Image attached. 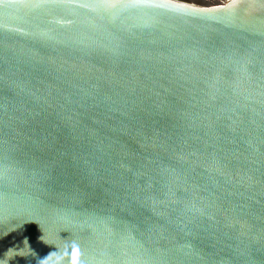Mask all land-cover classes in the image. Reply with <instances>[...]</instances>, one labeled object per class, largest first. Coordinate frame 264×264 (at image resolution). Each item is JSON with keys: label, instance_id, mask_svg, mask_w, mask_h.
Wrapping results in <instances>:
<instances>
[{"label": "water", "instance_id": "water-1", "mask_svg": "<svg viewBox=\"0 0 264 264\" xmlns=\"http://www.w3.org/2000/svg\"><path fill=\"white\" fill-rule=\"evenodd\" d=\"M0 264H264V0H0Z\"/></svg>", "mask_w": 264, "mask_h": 264}]
</instances>
